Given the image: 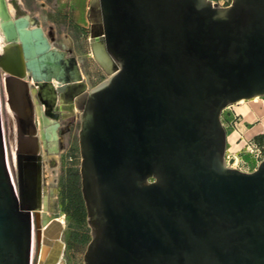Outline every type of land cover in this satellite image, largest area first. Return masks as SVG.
Listing matches in <instances>:
<instances>
[{
	"label": "water",
	"instance_id": "obj_1",
	"mask_svg": "<svg viewBox=\"0 0 264 264\" xmlns=\"http://www.w3.org/2000/svg\"><path fill=\"white\" fill-rule=\"evenodd\" d=\"M89 20L107 75L90 90L38 18L0 0L16 166L14 179L0 101V264H32L45 201L36 109L58 96L80 114L84 264H264V159L250 172L231 166L222 122L264 97V0H90ZM52 223L37 264H59L65 249Z\"/></svg>",
	"mask_w": 264,
	"mask_h": 264
},
{
	"label": "rangeland",
	"instance_id": "obj_2",
	"mask_svg": "<svg viewBox=\"0 0 264 264\" xmlns=\"http://www.w3.org/2000/svg\"><path fill=\"white\" fill-rule=\"evenodd\" d=\"M220 6H226L231 0H212ZM26 13L36 16L43 29L48 32L54 29L53 46L66 50L78 60L84 81L93 88L107 79L92 56L90 46L89 3L90 0H18ZM10 10L13 7L9 5ZM1 38V33H0ZM1 45V40H0ZM3 74L0 72V101L2 121L8 164L12 176L16 177V166L9 140V123L6 109L7 95L3 84ZM37 112V109H36ZM48 120L53 119L45 116ZM38 122V112L36 113ZM57 131V150L51 152L42 145L43 154V189L48 196L47 213L57 215L64 222L62 240L66 243L59 264H84V253L91 239V228L87 222L84 202L76 203L75 199L82 197L81 192V152L79 132L80 115L77 112L72 117L60 119ZM222 122L229 137V155L239 156L249 161L244 168L252 169V156L247 152V143L264 144V97L250 101H241L222 114ZM231 155V156H232ZM242 167V163L240 164ZM82 199V198H81ZM34 213L33 232L34 250L32 264H37L42 229V212ZM58 214H57V213Z\"/></svg>",
	"mask_w": 264,
	"mask_h": 264
},
{
	"label": "bare ground",
	"instance_id": "obj_3",
	"mask_svg": "<svg viewBox=\"0 0 264 264\" xmlns=\"http://www.w3.org/2000/svg\"><path fill=\"white\" fill-rule=\"evenodd\" d=\"M16 2L20 7H22L21 4L18 2V0H16ZM8 7H9V5H8ZM16 9H17V5L13 6V10H10V8H9L12 15H15ZM0 40H1V38H0ZM37 112H38V121H39V126H38L39 127V136H40L42 145L44 147H48L51 152H54L57 150V147H56L57 131L54 127V124L51 123V121L48 120L44 116V114L42 113V110L39 107L37 108ZM47 200H48V196H47V194H45V201H44V208H43L44 211L42 212V218H41L42 229H41V234H40V248L38 251L37 260L39 259L40 255L42 257L44 256V248L42 251V240L44 238L45 231L49 227L52 228L54 226V224L52 222L53 221H59L62 225V228L64 229V222L61 219H58L57 215L55 213H53V214L47 213ZM51 230L53 231L54 229L52 228ZM52 236H55V233H52ZM37 263H38V261H37Z\"/></svg>",
	"mask_w": 264,
	"mask_h": 264
},
{
	"label": "flooded vegetation",
	"instance_id": "obj_4",
	"mask_svg": "<svg viewBox=\"0 0 264 264\" xmlns=\"http://www.w3.org/2000/svg\"><path fill=\"white\" fill-rule=\"evenodd\" d=\"M8 1V5H11L12 7L14 6V5H17V9H16V13H15V15H13L14 17H17V15H18V12H24V13H26V11H25V9L23 8V7H20L18 4H17V2H16V0H7ZM15 12V11H14ZM26 14H28V13H26ZM28 15H30V14H28ZM31 17H36V16H32V15H30ZM37 18V17H36ZM39 20V19H38ZM40 22V21H39ZM42 27V26H41ZM43 28V27H42ZM44 30V29H43ZM54 31V29H53V27H51L50 28V30L48 31V32H46L45 30H44V32L46 33V35H47V37L49 38V40H50V42H51V44H52V46H53V42L55 41V39L53 38V32ZM1 38H2V34H1ZM3 46V43L1 42V45H0V48ZM54 48H56V49H58V50H61V51H64V52H66V53H68V55L70 56V57H74V56H72L71 54H70V52H68V51H66V50H62V49H59V48H57V47H55V46H53ZM76 58V57H75ZM78 61V60H77ZM79 64V63H78ZM80 66V65H79ZM81 69V68H80ZM81 72H82V70H81ZM3 74V77H5V76H7L5 73H2ZM83 75V74H82ZM28 82H30V87H31V89H32V91L34 90L35 91V89H36V87H35V85L30 81V78H28ZM85 82V81H84ZM86 83V82H85ZM87 84V83H86ZM87 86H88V84H87ZM88 89L90 90V88H89V86H88ZM92 89V88H91ZM41 110H42V113L44 114V116H47V117H49V118H51V119H53L54 121H51V123H53L54 124V127H56L57 125V127L55 128L56 130L60 127V122H59V120L60 119H64V118H66V117H72V116H74L76 113H77V111H75V109H74V112L73 111H71V105L70 104H67V103H64V102H62V101H60V97L58 96V100H57V102H56V104L49 110V111H46V109H45V106L42 104V103H39V106H38ZM79 113V112H78ZM80 115V114H79ZM37 121V120H36ZM39 122V121H38ZM38 124V123H37ZM49 149V148H48ZM33 218H34V215H33ZM63 233V232H62ZM65 243V242H64ZM65 246H66V243H65Z\"/></svg>",
	"mask_w": 264,
	"mask_h": 264
},
{
	"label": "built area",
	"instance_id": "obj_5",
	"mask_svg": "<svg viewBox=\"0 0 264 264\" xmlns=\"http://www.w3.org/2000/svg\"><path fill=\"white\" fill-rule=\"evenodd\" d=\"M212 1V0H211ZM215 3L214 1H212ZM218 4V3H215ZM219 5V4H218ZM230 4L222 7H227ZM220 6V5H219ZM247 152L251 154L252 159L251 162L254 164L253 170L257 168V166L260 164V162L264 159V144H257L255 142L247 143ZM230 159H234V163L231 165L233 167H236L240 170H242L243 167L250 165L249 161L245 160L244 158L241 160H238L236 157H231V155L226 156L227 162H229ZM242 163L243 167L240 165Z\"/></svg>",
	"mask_w": 264,
	"mask_h": 264
},
{
	"label": "crops",
	"instance_id": "obj_6",
	"mask_svg": "<svg viewBox=\"0 0 264 264\" xmlns=\"http://www.w3.org/2000/svg\"><path fill=\"white\" fill-rule=\"evenodd\" d=\"M229 145H230V142H229V137H227V151H228V149H229ZM228 153V152H227ZM229 155V154H228ZM232 155V154H231ZM231 157H236V158H238V160H240V158H239V156H236V155H232ZM243 159V158H242ZM241 159V160H242ZM251 164H253V163H251ZM242 170L243 171H252V169H247V168H242Z\"/></svg>",
	"mask_w": 264,
	"mask_h": 264
},
{
	"label": "trees",
	"instance_id": "obj_7",
	"mask_svg": "<svg viewBox=\"0 0 264 264\" xmlns=\"http://www.w3.org/2000/svg\"><path fill=\"white\" fill-rule=\"evenodd\" d=\"M257 139H263V140H264V135H260V136H258ZM81 198H82V199H81ZM81 198L77 196V198L75 199V202H76V203H79V204H80L81 202L83 203V202H84V200H83V196H82Z\"/></svg>",
	"mask_w": 264,
	"mask_h": 264
}]
</instances>
